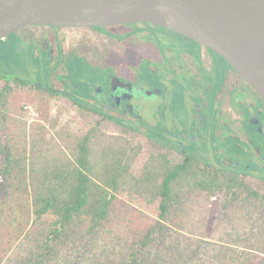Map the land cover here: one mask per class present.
<instances>
[{"label":"trees","instance_id":"1","mask_svg":"<svg viewBox=\"0 0 264 264\" xmlns=\"http://www.w3.org/2000/svg\"><path fill=\"white\" fill-rule=\"evenodd\" d=\"M26 87L39 88L0 76V133L7 134L0 136V231L13 221L19 235L31 226L18 249L0 232V261L12 251L7 264H264L253 241L240 235L200 248L193 237L171 232L187 200L224 191L228 207L242 195L264 205V190L247 177L190 156L174 163L139 129L135 142L89 122L76 132L54 121L51 135L40 124L10 133L12 98ZM91 111L123 123L110 111ZM132 206L154 221L137 235L117 229Z\"/></svg>","mask_w":264,"mask_h":264},{"label":"flooded vegetation","instance_id":"2","mask_svg":"<svg viewBox=\"0 0 264 264\" xmlns=\"http://www.w3.org/2000/svg\"><path fill=\"white\" fill-rule=\"evenodd\" d=\"M143 24L153 27V33ZM131 25L140 29L133 32ZM116 26L132 28L127 33H133L118 37L113 33ZM12 49L31 53L46 74L43 80H26L40 93L60 100L62 107L110 111L123 121L113 122L131 131L146 132L145 123L155 128L152 118L167 119V111L188 110V118L163 125L161 134L146 133L148 139L183 160L199 158L264 183V100L214 49L141 21L28 24L0 38V65L3 53ZM48 55L50 61L43 64ZM74 62L80 69L73 71ZM143 110L151 119L145 120ZM141 120L143 125L134 124Z\"/></svg>","mask_w":264,"mask_h":264},{"label":"rangeland","instance_id":"3","mask_svg":"<svg viewBox=\"0 0 264 264\" xmlns=\"http://www.w3.org/2000/svg\"><path fill=\"white\" fill-rule=\"evenodd\" d=\"M134 27L126 28L123 26H116L113 33L120 37L122 34L130 35L135 32V30L140 29L137 25H131ZM142 27L151 33L154 29L149 24H143ZM141 27V28H142ZM46 28V27H45ZM50 28H46L45 31H49ZM127 29V30H126ZM128 29L133 32L127 33ZM106 31V30H105ZM3 61L0 65L4 73V76L20 78L24 80H29V78H34L37 80H43L46 74L41 73L39 64L37 60L29 52H14L5 51L2 55ZM50 56L42 58V63L50 61ZM73 71L80 69L78 64L74 62ZM39 68V69H38ZM71 74L73 73L69 68ZM75 76V75H73ZM73 79H75L73 77ZM60 100H51L47 96H44L36 88H23L18 90L11 102L10 116H11V129L10 133L17 135L16 131L20 128H24L29 132L36 125H44L50 130L49 135L55 133L52 128V123L57 121L58 127L68 126L71 131H77L83 122H89L91 124H98L100 129L115 135L125 136L135 142L136 137H138V131H131L116 124L112 120L103 117L91 110H81V109H70L67 107H62ZM156 113L159 111H155ZM188 110L185 109H175L167 111V119L156 117L155 128H150L149 124L143 125V120L136 125H143V133L154 134L158 132L161 134L163 125L174 123L181 118H188ZM141 114L146 118L151 119L150 115H147V111L143 110ZM180 122V121H178ZM148 130V132H147ZM164 130V129H163ZM0 136L3 138L7 137L6 132H1ZM148 143L154 152L164 151L158 145L152 143L148 139ZM169 157L174 163L182 162V157L177 153H169ZM264 172V171H263ZM254 187L260 191L264 190V183L250 180ZM226 193L224 191H219L212 196H202L199 199L187 200L182 204L175 213L174 220L170 224L172 227V234L183 236H191L194 241L202 247H206L203 242L209 243H232L235 236L240 235L242 237L251 239L255 244L254 248L258 251L261 259L264 260V205L261 204L257 199H249L244 195L238 200L237 204H233L230 207L226 206L225 203ZM140 207L132 206L127 210H124L122 215V224L118 230H126L132 234H141L147 229V227L154 221L152 218L146 216L141 212ZM3 224L0 220V225ZM17 227V222L13 221L11 225L3 227L0 231L2 236H4L5 242L15 239V244L12 249H18L19 245L25 246V234L30 229L28 226L24 231L23 235L17 234L14 230ZM116 229V226H115ZM179 233V234H178ZM3 244V243H2ZM34 241L28 245V247L34 246ZM27 247V248H28ZM10 253L6 254L4 258L0 261V264H7L6 262L10 259Z\"/></svg>","mask_w":264,"mask_h":264},{"label":"water","instance_id":"4","mask_svg":"<svg viewBox=\"0 0 264 264\" xmlns=\"http://www.w3.org/2000/svg\"><path fill=\"white\" fill-rule=\"evenodd\" d=\"M140 21L214 49L264 100V0H0V38L28 24Z\"/></svg>","mask_w":264,"mask_h":264}]
</instances>
